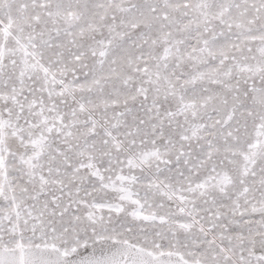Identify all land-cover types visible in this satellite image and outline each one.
Instances as JSON below:
<instances>
[{"label": "snow or ice", "instance_id": "obj_1", "mask_svg": "<svg viewBox=\"0 0 264 264\" xmlns=\"http://www.w3.org/2000/svg\"><path fill=\"white\" fill-rule=\"evenodd\" d=\"M0 264H264V0H0Z\"/></svg>", "mask_w": 264, "mask_h": 264}]
</instances>
